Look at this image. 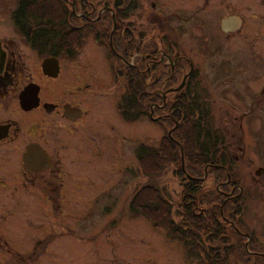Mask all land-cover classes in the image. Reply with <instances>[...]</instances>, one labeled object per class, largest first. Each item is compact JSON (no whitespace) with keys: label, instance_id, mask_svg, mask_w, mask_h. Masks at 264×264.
<instances>
[{"label":"flooded vegetation","instance_id":"af4514ba","mask_svg":"<svg viewBox=\"0 0 264 264\" xmlns=\"http://www.w3.org/2000/svg\"><path fill=\"white\" fill-rule=\"evenodd\" d=\"M38 2L0 0V217L35 223L39 215L48 222V240L38 236L32 251L41 257L15 251L18 260L158 264L113 256L117 242L51 241L73 230L68 218L81 191L95 192L93 200L100 194L118 200V80L126 83L125 67L136 101L149 107L142 117L167 122L169 138L181 121L175 106L186 102L180 92L191 85L196 89L198 145L211 155L198 187L210 179L220 224L245 237L254 255L264 254V0H118L114 5L67 0L81 23L72 25L79 41L91 31L109 49L108 58L101 57L103 66L76 59L80 49L74 36H68L67 49H59L54 27L43 34ZM123 9L134 14L131 61L115 35L117 10ZM108 15L113 25L106 42ZM65 56L72 59L69 64ZM30 147L34 163L26 161ZM248 214L259 216L260 227L251 228ZM219 244L231 248L236 242ZM60 246L73 257H55L53 252L64 249ZM183 262L201 264V259Z\"/></svg>","mask_w":264,"mask_h":264},{"label":"rangeland","instance_id":"374dc122","mask_svg":"<svg viewBox=\"0 0 264 264\" xmlns=\"http://www.w3.org/2000/svg\"><path fill=\"white\" fill-rule=\"evenodd\" d=\"M110 3L113 4V2ZM9 6H11V3ZM130 11V9H123L122 12L118 14L117 10L118 27L115 35L117 36L119 33L122 42L119 50L124 54L127 53V58L131 61V35L133 30V23L131 22L134 18V14L132 15ZM3 12L4 15L8 13L7 10H3ZM5 24H7V21ZM78 24L81 23H77L76 25ZM9 25L10 22L8 21V26ZM108 28L110 31L112 30L109 25ZM87 35L88 37L84 41L81 40L78 42V49H80V52L76 59L78 58L82 64L83 62L88 64L87 61L89 58L90 60L92 59V65L97 64L103 66L104 64L100 62L101 57L104 59L105 57L108 58L107 51L109 49L101 42H96L93 36H91V31H88ZM70 37L66 36L64 39L65 42L62 43L64 48L68 47L67 42ZM106 38V42H108L109 35L106 36ZM188 44L189 43L186 42L185 46L189 47ZM64 59H66L65 61L68 60V63L66 62L67 64L71 62L69 61L71 58L68 56H65ZM73 62L77 64L75 61ZM122 71L127 72V68H123ZM124 85L125 83L123 84V81L118 80V200L112 201L113 194L111 196L109 194L106 196L105 194H100L93 200L95 192L81 191L80 195L82 193V199L79 195L74 196L68 218L71 223L67 224V226L73 230H69L68 233H64L63 235L57 234L51 241L52 243L66 241H82L83 243L117 242L118 251L112 254L116 256L115 254L118 253V258H121V256L131 257L139 263L149 262L155 259L158 264H176L175 262L183 264V259L185 257H190L186 247L172 240L163 228L155 225L136 205H131L134 196L144 186L149 185L155 186L165 199L173 203L174 210H178L181 206L180 202L185 201L183 196L187 183L186 177L181 172L183 168L182 161L175 160L171 163L165 162L168 163V166L165 164L166 167L158 171H156L158 166L155 162H151V164H153L151 166L154 168L149 169L148 175L144 173L137 155L138 146L149 145L157 147L166 134V128L164 129L165 125L163 123L151 121L146 117H142L135 122L127 121V119L123 117L120 110V101L125 92ZM193 90L196 91V89H193V85H191L188 89L180 93L182 95H187L188 92L191 94ZM165 160H167V158ZM208 173L210 174L211 171H208ZM207 180V185H211L209 182L210 179ZM202 184L205 185L206 183ZM200 196L202 197V195ZM253 210H255V208ZM36 217L37 218L34 219L35 223L28 219L22 220L21 218L5 217L6 220H4L5 218L0 217V242H2L0 243V264H22L23 260H18L19 258L14 253L15 251L19 254H33L32 251H34V247L38 242L36 241L38 240V236H41L40 239L42 240H48L45 238L48 235L46 230L48 222L46 218L39 215H36ZM247 218L248 222L251 224V228L257 229V227H260L259 222L256 220L259 219V216L255 218L252 214H248ZM67 226H65V229H68ZM240 227L243 228L242 224ZM237 231L239 230L237 229ZM260 232L259 235L261 236L262 234ZM240 236L243 237L242 235ZM261 238L263 239L262 236ZM49 247L52 248L54 245H49ZM60 247L64 248V246ZM128 250L129 254L125 256ZM248 251L252 253L251 249H248ZM47 252L49 253L50 250L45 252V254L48 255ZM51 252L49 258L53 257ZM68 253L70 254V251L66 248L60 249L58 255L56 252H53L55 257H73L72 255L69 256ZM262 256H264V254H262ZM35 257L41 256L35 253L34 258ZM190 258L192 260L195 259V257Z\"/></svg>","mask_w":264,"mask_h":264},{"label":"trees","instance_id":"16d2710c","mask_svg":"<svg viewBox=\"0 0 264 264\" xmlns=\"http://www.w3.org/2000/svg\"><path fill=\"white\" fill-rule=\"evenodd\" d=\"M39 1V4H36L39 6L35 7V12L41 17L42 33L50 34L51 28L54 27L56 29L54 33L59 35L61 43L59 49H67L62 46L66 36H74L75 44L80 42L76 37L77 32L72 27L78 18L70 12V8H67L69 7L67 0ZM94 1L118 3V0ZM55 14L57 15L55 16ZM49 18L52 21L47 26L44 25ZM107 19L103 26L108 28L109 25L112 28L113 19L110 15L107 16ZM109 31L110 29L106 36L109 35ZM124 77L126 83L125 92L120 101L121 113L128 120L140 119L149 107L136 101L133 77L129 68ZM194 93L193 90L191 94L188 92L187 95H183L186 102L175 106L177 108L176 115L181 121L178 122V127L173 131L171 137L164 135L157 147L139 145L137 150L141 169L147 175L149 169L154 168L151 166L153 165L151 162H155L158 166L156 171H158L166 167L165 164L168 166V163L175 160L182 161L183 157L185 171L182 168L181 172L187 179L183 196L185 201H181V206L175 211L173 203L165 199L155 186L147 185L134 196L131 205H136L155 225L163 228L172 240L184 244L189 252L188 255L201 259V264H264V256L249 253L245 247L244 237H241L235 230L232 231L220 224L222 217L219 207L215 205L211 185L203 184L202 188L198 187L197 177L204 176L203 168L206 163L211 161V155L204 145L202 148L198 145L199 122L196 118L197 106ZM165 123L167 125V122ZM174 124L173 121L169 122L171 127ZM166 158L167 160H165ZM231 240L236 242L235 246L231 248L219 246V243L224 244Z\"/></svg>","mask_w":264,"mask_h":264},{"label":"water","instance_id":"95a60500","mask_svg":"<svg viewBox=\"0 0 264 264\" xmlns=\"http://www.w3.org/2000/svg\"><path fill=\"white\" fill-rule=\"evenodd\" d=\"M45 65V64H44ZM183 86V85H182ZM181 86V87H182ZM180 87V88H181ZM171 132V131H170ZM34 152H35V149L33 148V147H30V152L28 153V157H27V162L28 163H34V162H36L37 160H34L35 158H33V156H31L32 154H34ZM182 166L184 167V160H183V157H182Z\"/></svg>","mask_w":264,"mask_h":264}]
</instances>
